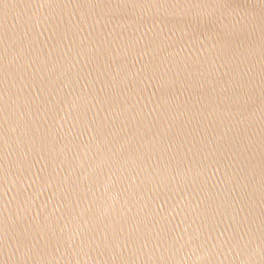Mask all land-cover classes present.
I'll use <instances>...</instances> for the list:
<instances>
[{
  "label": "water",
  "instance_id": "95a60500",
  "mask_svg": "<svg viewBox=\"0 0 264 264\" xmlns=\"http://www.w3.org/2000/svg\"><path fill=\"white\" fill-rule=\"evenodd\" d=\"M0 264H264V0H0Z\"/></svg>",
  "mask_w": 264,
  "mask_h": 264
}]
</instances>
